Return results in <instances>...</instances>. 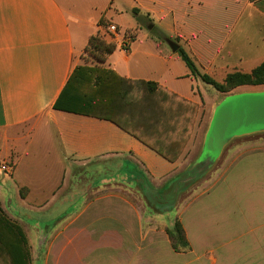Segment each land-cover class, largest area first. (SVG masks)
<instances>
[{"label": "crops", "instance_id": "1", "mask_svg": "<svg viewBox=\"0 0 264 264\" xmlns=\"http://www.w3.org/2000/svg\"><path fill=\"white\" fill-rule=\"evenodd\" d=\"M111 24L115 36L107 33ZM96 36L115 46L99 66L158 85L162 104L197 106L196 128L202 111L212 114L224 95L192 78L178 49L217 83L251 73L264 61V0H0V161L12 165L15 197L27 189L17 208L38 243L49 245L45 264H264V149L258 147L236 155L212 187L178 212L186 251L170 247L166 218H145L118 188L89 219L86 196L72 202L65 189L75 167H106L102 182L136 181L173 202L186 189L179 186L175 195V185L190 171L184 173L183 154L193 136L170 163L108 121L53 109ZM185 114V122L176 116L162 150L189 131L192 113ZM39 158L48 169L34 179ZM11 222L22 227L21 220Z\"/></svg>", "mask_w": 264, "mask_h": 264}, {"label": "trees", "instance_id": "2", "mask_svg": "<svg viewBox=\"0 0 264 264\" xmlns=\"http://www.w3.org/2000/svg\"><path fill=\"white\" fill-rule=\"evenodd\" d=\"M91 48L100 55L98 60L102 62L105 56L114 51L115 46L112 43H105L96 36L89 39L85 51ZM177 53L192 78L218 94L228 95L240 87L264 86V61L249 74H229L222 83H217L207 75L201 74L182 49H178ZM159 90L160 87L154 83L125 79L106 68L78 66L59 94L53 109L108 121L166 161L174 163L182 155L190 139L191 129L189 128L181 140L168 141L164 150L160 147L161 141L173 134L177 115L185 122L187 118L185 113L191 112L193 124L198 107L185 101H181L177 107L171 102L162 104L158 98ZM199 168L200 166L193 170L197 175L180 188L185 189L205 173V171L196 173ZM187 174L189 172L186 176ZM149 197V203L156 207L167 204V208H170L174 201L173 196H164L158 192L150 194ZM166 234L174 252L188 249L183 229L178 221L171 229L166 230ZM25 244L26 238L21 227L11 222L0 211V247L6 250L5 255L10 264L24 263L12 262V258L16 259L18 251L22 250Z\"/></svg>", "mask_w": 264, "mask_h": 264}, {"label": "rangeland", "instance_id": "3", "mask_svg": "<svg viewBox=\"0 0 264 264\" xmlns=\"http://www.w3.org/2000/svg\"><path fill=\"white\" fill-rule=\"evenodd\" d=\"M99 58L100 55L91 48L86 50L84 54L81 55L80 64L81 66H87V67H101L99 66V60H98ZM261 90H264V87L255 88V89L242 88L238 90L236 89L230 94L240 93V92L261 91ZM213 101L215 102L216 98ZM210 113L211 112H209V114L206 115L205 111H202L196 128L194 127V123L191 124L192 125L190 127L191 133L189 135L190 137L193 136V147L187 154L185 152L183 154L184 173L187 171V168H190L191 162L195 160L197 158V155L200 153L203 137L211 117ZM2 135H3L2 132H0V143H1ZM248 146H252V149L257 147L258 149H264V133L241 137L232 140L224 148L221 156L219 157L215 165L210 170H207L205 173H203L202 176L198 177L194 182L186 186L184 192L181 195L177 196L175 202L172 203L171 207L166 209L167 211H165L164 209L167 208V204L158 207V209L157 208L154 209V207L156 206L149 203L150 193L148 192L146 187L144 188L143 186H141L139 182L122 181L120 183V181H117V183H109V184L102 182V180L109 175L108 173L110 170L107 169L106 167L102 168L99 166L88 165L86 167H81V168H77V167L72 168L71 170L72 177L68 185V188L65 189V192H70L72 196L71 198L73 199L72 202L77 200L79 197L82 198V196H86V201H87L86 215L87 218L89 219L94 214L95 206L98 205V201L103 196L109 195V190H111L112 188H118L121 197L127 199L128 201L136 205L138 207L140 214L141 212L142 213L144 212L145 218H150L151 220H157V221L159 220L162 221V218H166L167 223L168 224L171 223L170 227L167 228L168 230L173 227L176 221L180 223V221L177 219L178 212L182 211L185 208V206L191 203V201L194 199L193 195H195L199 191L201 192L212 187L214 180L219 175L222 174V172L227 168L231 160L239 153L246 151L248 149ZM36 163L42 165L39 166V168H41V171L40 172L34 171L32 177L34 179H40L41 176H43L44 174V170L46 171L48 169V166L40 158L37 159ZM3 164L9 166L11 171L5 174L0 173V211L10 221L11 219L17 221L21 220L20 222L21 226L27 229L24 219L28 220L29 218L26 217V213L22 211L20 212L17 208L18 205L17 199L19 200V197L24 198L27 189L21 188L17 190L18 198L15 197L13 185L10 179L12 174V165L0 161V166H2ZM111 170L114 171L115 169L112 168ZM188 175L189 177H195L197 174H194L193 170H191L189 171V174H187L185 179L188 178ZM129 189L130 191L128 192L127 190ZM168 197H170V195H168ZM36 222L41 223L40 220H37ZM36 232L27 229L29 241L27 243L26 240L25 246L23 247L22 250L18 251L16 259L12 258V262L17 261L18 263H21L22 261H24L23 264H45V258L47 255L49 245L39 244L38 242L40 239L35 238ZM5 254H6V250L0 247V264H10L9 259Z\"/></svg>", "mask_w": 264, "mask_h": 264}, {"label": "water", "instance_id": "4", "mask_svg": "<svg viewBox=\"0 0 264 264\" xmlns=\"http://www.w3.org/2000/svg\"><path fill=\"white\" fill-rule=\"evenodd\" d=\"M169 47L172 52L178 49L174 43H169ZM261 133H264V90L224 95L213 108L200 153L189 170L198 166L196 173L210 170L232 140ZM192 179L179 181L174 187L175 195L181 184Z\"/></svg>", "mask_w": 264, "mask_h": 264}, {"label": "built area", "instance_id": "5", "mask_svg": "<svg viewBox=\"0 0 264 264\" xmlns=\"http://www.w3.org/2000/svg\"><path fill=\"white\" fill-rule=\"evenodd\" d=\"M107 33H109L111 36H115L117 33H118V30L117 28L114 26V25H108L107 28ZM129 43H130V40L129 38H124L122 40V43H121V48L124 50V51H127L128 50V47H129ZM11 171L10 167L3 164L2 166H0V173H7ZM5 176V175H4Z\"/></svg>", "mask_w": 264, "mask_h": 264}, {"label": "flooded vegetation", "instance_id": "6", "mask_svg": "<svg viewBox=\"0 0 264 264\" xmlns=\"http://www.w3.org/2000/svg\"><path fill=\"white\" fill-rule=\"evenodd\" d=\"M170 197H172V195H170Z\"/></svg>", "mask_w": 264, "mask_h": 264}]
</instances>
